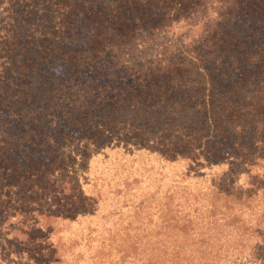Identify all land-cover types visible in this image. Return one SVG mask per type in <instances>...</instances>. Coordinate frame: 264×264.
<instances>
[{
	"label": "trees",
	"instance_id": "16d2710c",
	"mask_svg": "<svg viewBox=\"0 0 264 264\" xmlns=\"http://www.w3.org/2000/svg\"><path fill=\"white\" fill-rule=\"evenodd\" d=\"M0 264H264V0H0Z\"/></svg>",
	"mask_w": 264,
	"mask_h": 264
}]
</instances>
